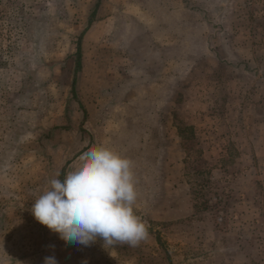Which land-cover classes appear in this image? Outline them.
<instances>
[{
	"label": "rangeland",
	"instance_id": "rangeland-1",
	"mask_svg": "<svg viewBox=\"0 0 264 264\" xmlns=\"http://www.w3.org/2000/svg\"><path fill=\"white\" fill-rule=\"evenodd\" d=\"M101 145L133 162L137 247L69 244L31 214ZM50 255L264 264V0H0V264Z\"/></svg>",
	"mask_w": 264,
	"mask_h": 264
},
{
	"label": "clouds",
	"instance_id": "clouds-1",
	"mask_svg": "<svg viewBox=\"0 0 264 264\" xmlns=\"http://www.w3.org/2000/svg\"><path fill=\"white\" fill-rule=\"evenodd\" d=\"M58 175V174H57ZM138 199L133 162L106 146L83 152L61 181L53 178L30 209L35 221L69 244L137 247L148 226L135 213ZM43 264H58L54 255Z\"/></svg>",
	"mask_w": 264,
	"mask_h": 264
},
{
	"label": "trees",
	"instance_id": "trees-1",
	"mask_svg": "<svg viewBox=\"0 0 264 264\" xmlns=\"http://www.w3.org/2000/svg\"><path fill=\"white\" fill-rule=\"evenodd\" d=\"M79 68H80V45L78 44L77 45L76 61H75V69H76V72L79 70ZM188 130H191V129L188 128V127H183V128L177 127V133H178V137L180 138V140H182V141L186 140L185 139V136L183 135V132L184 131H188ZM158 242H160L159 241V238H158ZM169 264H171L170 263V260H169Z\"/></svg>",
	"mask_w": 264,
	"mask_h": 264
}]
</instances>
